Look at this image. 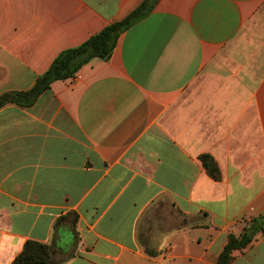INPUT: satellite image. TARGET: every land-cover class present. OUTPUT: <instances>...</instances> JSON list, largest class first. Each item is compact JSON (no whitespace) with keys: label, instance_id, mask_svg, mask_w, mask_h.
<instances>
[{"label":"crops","instance_id":"crops-1","mask_svg":"<svg viewBox=\"0 0 264 264\" xmlns=\"http://www.w3.org/2000/svg\"><path fill=\"white\" fill-rule=\"evenodd\" d=\"M143 0H0V94ZM219 168L213 179L200 156ZM264 215V0H157L108 60L0 108V264H216ZM231 264H264V232Z\"/></svg>","mask_w":264,"mask_h":264},{"label":"trees","instance_id":"trees-1","mask_svg":"<svg viewBox=\"0 0 264 264\" xmlns=\"http://www.w3.org/2000/svg\"><path fill=\"white\" fill-rule=\"evenodd\" d=\"M157 0H143L123 19L105 26L100 32L90 36L81 44L66 48L58 53L48 69L39 75L33 86L27 90L5 91L0 94V108L8 104L20 107L32 106L38 97L49 89L55 80H66L75 76L81 66L94 57L108 60L122 32L145 17ZM200 160L213 179L219 178L217 163L209 154H202ZM259 232H264V215L252 218L237 236L228 235V241L217 258L216 264H231L233 251L245 248ZM12 264H57L51 260V247L47 243L28 240Z\"/></svg>","mask_w":264,"mask_h":264}]
</instances>
